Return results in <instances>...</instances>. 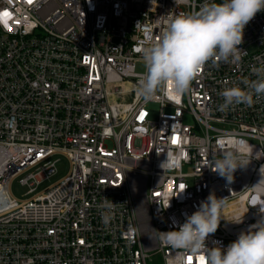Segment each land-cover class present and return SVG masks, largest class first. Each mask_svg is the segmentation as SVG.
I'll use <instances>...</instances> for the list:
<instances>
[{"label":"built area","instance_id":"2783aa9c","mask_svg":"<svg viewBox=\"0 0 264 264\" xmlns=\"http://www.w3.org/2000/svg\"><path fill=\"white\" fill-rule=\"evenodd\" d=\"M205 2L0 0V264H201L159 232L209 194L224 206L208 247L227 246L264 215L249 206L264 191V97L218 109L224 87H243L264 64V11L243 29L241 60L206 63L180 99L170 83L151 101L135 91L145 71L138 49L167 18ZM225 151L249 161L230 183L210 170ZM169 152L178 166L161 168ZM59 157L66 176L39 190ZM15 181L26 199L10 192Z\"/></svg>","mask_w":264,"mask_h":264},{"label":"clouds","instance_id":"9594fccd","mask_svg":"<svg viewBox=\"0 0 264 264\" xmlns=\"http://www.w3.org/2000/svg\"><path fill=\"white\" fill-rule=\"evenodd\" d=\"M261 11H264V0H206L194 13L167 18L159 39L138 49L145 71L135 86L136 94L144 101H151L170 83L171 94L180 99L190 92L193 79L206 63H238L243 29ZM251 71L256 79H244L240 82L243 87H224L219 92L220 111L241 104L251 106L254 98L264 97V64L253 66ZM165 155L161 168L178 166L171 152ZM248 163L242 156L225 151L220 159L212 161L210 170L230 183L236 169ZM262 197L264 191L249 205H259L260 213H264ZM105 201L101 221L108 224L113 203ZM223 206L224 198L209 194L194 212L184 214L182 224L173 220V230L159 232L160 240L172 249L202 257L201 264H264V215L227 246L218 241L213 242L212 247L206 246V239L217 231L222 220L220 209ZM242 218L229 222L240 224Z\"/></svg>","mask_w":264,"mask_h":264},{"label":"rangeland","instance_id":"374dc122","mask_svg":"<svg viewBox=\"0 0 264 264\" xmlns=\"http://www.w3.org/2000/svg\"><path fill=\"white\" fill-rule=\"evenodd\" d=\"M142 65H137L136 70L137 71H142ZM147 109L150 113V119L152 120H156L157 118V114H158V110L159 107L156 104H149L147 106ZM166 112H169V109L165 110ZM183 123L186 125H192L193 124V119L188 116L185 115L183 117ZM67 170H68V162L66 161L65 158L63 157H59V160L57 162V173L55 176H53L51 179H49L48 181L44 182L40 187L39 190H43L46 187H48L49 185L57 182L58 180L62 179L63 177L66 176L67 174ZM186 172L190 171V168H186L185 169ZM28 191L27 187L21 186L18 181H15L12 183L11 188H10V192L12 193V195L18 199V200H24L26 199V193Z\"/></svg>","mask_w":264,"mask_h":264},{"label":"snow or ice","instance_id":"6c2138e0","mask_svg":"<svg viewBox=\"0 0 264 264\" xmlns=\"http://www.w3.org/2000/svg\"><path fill=\"white\" fill-rule=\"evenodd\" d=\"M3 15H7V13H4ZM189 260L192 261V257H189ZM200 262H202L203 258L199 257Z\"/></svg>","mask_w":264,"mask_h":264}]
</instances>
